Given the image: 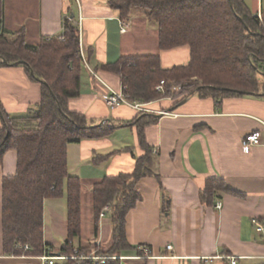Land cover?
Wrapping results in <instances>:
<instances>
[{
    "label": "crops",
    "instance_id": "0c3cea01",
    "mask_svg": "<svg viewBox=\"0 0 264 264\" xmlns=\"http://www.w3.org/2000/svg\"><path fill=\"white\" fill-rule=\"evenodd\" d=\"M3 3L7 35L15 37L23 31L30 44L42 36L61 35L64 19L74 17L86 68L81 93L69 99L68 107L84 114L92 125L108 122L115 126L106 137L68 145L69 171L83 182V231V199L86 195L91 201L93 182L132 171L133 154L144 152L136 126L129 123L140 110L127 104L109 105L111 88L119 90L121 81L102 65L125 54L159 53L162 66L171 67L186 64L190 48L159 49L157 28L141 13L127 18L129 27L122 33L119 10L109 0ZM251 10L260 13V5ZM40 93L39 82L31 80L22 65L0 66V104L7 113H25L40 100ZM179 102L174 105L166 97L145 104V112L157 118L144 125V134L159 178L150 175L139 182L141 199L126 215V238L132 249L121 252L122 264H230L229 255L238 257L236 264H264V232L258 233L252 222L253 217L264 221V92L227 96L221 101L195 93ZM159 112L164 113L154 115ZM252 131L260 132V142L246 153L242 140ZM16 165L17 152L7 150L0 163V264H39L36 256L5 254L3 250L2 178L15 173ZM210 177L222 178L229 190L217 192L214 201L207 203L202 190ZM84 182L89 184L87 190ZM163 193L170 198L167 212L163 211ZM60 200L47 199L52 203ZM218 202L220 208L216 207ZM45 205L44 239L58 248L66 236L67 213L52 208L46 222ZM106 215L100 217L98 234H94L100 248L105 236L112 242L114 225L104 222ZM89 220L93 225L92 201ZM58 227L63 236L60 241L53 237Z\"/></svg>",
    "mask_w": 264,
    "mask_h": 264
},
{
    "label": "trees",
    "instance_id": "16d2710c",
    "mask_svg": "<svg viewBox=\"0 0 264 264\" xmlns=\"http://www.w3.org/2000/svg\"><path fill=\"white\" fill-rule=\"evenodd\" d=\"M109 4L123 19L139 11L153 23L159 49L190 48L189 61L171 67L162 66L159 53L125 54L103 64L102 69L119 76L130 102L150 103L170 97L175 105L195 93L221 101L227 96L264 92V81L259 78L264 73V9L259 16L245 0H109ZM3 14L0 0V66L20 64L41 86L40 100L23 114L10 115L0 104V163L7 150L17 152L15 173L2 178L4 253L73 255L77 250L85 256L105 257L68 258L55 264H122L121 252L132 249L126 238V215L141 199L139 182L145 176L159 178L144 134V125L157 118L140 110L129 122L136 126L144 151L133 154V170L106 175L92 184L94 234H98L102 209L110 205L114 225L111 245L106 249L95 246V250L83 245V182L69 171L68 145L106 137L115 126L108 122L92 125L84 114L68 107L69 99L81 93L86 68L74 17L64 19L61 35L42 36L30 44L23 31L15 37L7 35ZM161 80L163 90H157ZM224 190L229 188L222 178L210 177L202 199L212 203L217 192ZM61 197L66 199V236L54 248L44 239V204L48 198ZM162 200L167 212L170 198L163 193Z\"/></svg>",
    "mask_w": 264,
    "mask_h": 264
},
{
    "label": "built area",
    "instance_id": "2783aa9c",
    "mask_svg": "<svg viewBox=\"0 0 264 264\" xmlns=\"http://www.w3.org/2000/svg\"><path fill=\"white\" fill-rule=\"evenodd\" d=\"M259 16H261V14L259 13ZM120 31L122 33L126 32L128 27H129V23H128V19H120ZM163 84H164V80H161V82L157 85V90H163ZM126 86L125 85H121V88L119 90H115L111 88V92L107 98V102L109 103V105L114 108L116 106H119L120 104H127L130 106H133L135 108H137L138 110H143L146 111L148 110L145 107L146 103H140V102H130L124 93ZM175 89L177 87H174ZM178 89V88H177ZM260 142V132L259 131H252L250 133H247L243 140H242V149L244 152L249 153L252 150V147L256 144H258ZM217 208L221 207V203L218 202L216 205ZM110 207L108 205L104 206V208L102 209L101 213H100V217L106 215V213L109 211ZM252 222L254 224V228L258 233H262L264 232V221L253 217L252 218ZM24 248H28V245H24ZM168 248H171V246L169 245ZM144 252L148 253L149 249L148 248H143ZM39 259V264H55L56 261H63L66 260L68 258H85V257H90V258H104L105 256H99V255H95V254H91L89 256H85L84 254H79V252L77 250H75V254L73 255H66V254H62V253H56V254H47V253H43L39 256H36ZM230 264H236L237 263V256L234 255H229L228 256Z\"/></svg>",
    "mask_w": 264,
    "mask_h": 264
},
{
    "label": "rangeland",
    "instance_id": "374dc122",
    "mask_svg": "<svg viewBox=\"0 0 264 264\" xmlns=\"http://www.w3.org/2000/svg\"><path fill=\"white\" fill-rule=\"evenodd\" d=\"M246 3L248 4V6L250 8L255 7V5L259 4L260 5V10L264 9V0H246ZM136 14H139V11L136 12ZM133 15H131L130 17H133ZM149 47H150V43H149ZM259 78L261 81H264V73H260L259 74ZM33 107V106H32ZM33 113V112H31ZM96 124V123H95ZM89 184H87L86 182H84V190H87L89 188L88 186ZM49 199V198H48ZM61 200L58 201L57 203H52L51 201H47V199L45 200V213H46V222H48V213L50 209H56V211L58 213L62 212V213H66L67 207H66V199L65 197H61ZM110 207V205H108ZM89 214H91V201L87 199V196L85 195V198L83 199V231H82V236H81V242L82 243H87L88 245L96 246L95 242V236H94V230H93V225L89 220ZM106 217L104 219V222H106V224L110 227H112V213L110 211H108L106 213ZM107 232V231H106ZM111 235V234H109ZM54 239L60 241L62 239V234L60 233V228L58 227V230L56 232H54ZM106 236L103 238L102 241V245L101 248L102 249H106L107 247H109L111 245V239L110 237H108V240L106 239ZM128 261H125V264H127Z\"/></svg>",
    "mask_w": 264,
    "mask_h": 264
},
{
    "label": "water",
    "instance_id": "95a60500",
    "mask_svg": "<svg viewBox=\"0 0 264 264\" xmlns=\"http://www.w3.org/2000/svg\"><path fill=\"white\" fill-rule=\"evenodd\" d=\"M183 101H185V98L183 100H181L179 103H182ZM172 108H170L171 110ZM164 112H159V113H154V115L156 116H160L161 114H163ZM103 123V122H102Z\"/></svg>",
    "mask_w": 264,
    "mask_h": 264
}]
</instances>
